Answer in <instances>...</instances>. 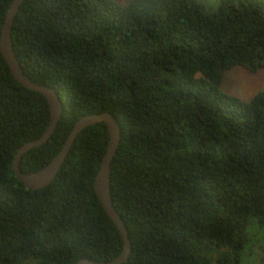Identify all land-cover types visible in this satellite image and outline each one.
Instances as JSON below:
<instances>
[{
    "label": "trees",
    "instance_id": "obj_1",
    "mask_svg": "<svg viewBox=\"0 0 264 264\" xmlns=\"http://www.w3.org/2000/svg\"><path fill=\"white\" fill-rule=\"evenodd\" d=\"M11 2L0 0V34ZM10 36L24 74L62 105L22 173L47 165L81 117L108 112L121 131L110 196L131 247L123 264H242L251 223L264 229V88L244 101L220 87L232 68H264V0H24ZM49 117L0 54V264L109 262L123 243L93 188L105 124L76 136L45 188L13 173Z\"/></svg>",
    "mask_w": 264,
    "mask_h": 264
},
{
    "label": "water",
    "instance_id": "obj_2",
    "mask_svg": "<svg viewBox=\"0 0 264 264\" xmlns=\"http://www.w3.org/2000/svg\"><path fill=\"white\" fill-rule=\"evenodd\" d=\"M23 2L24 0H12L6 12L0 34V54L4 59L11 76L17 83L28 90L41 94L46 99L49 106L50 119L48 126L41 137L25 143L17 149L12 164L13 173L17 180L27 189L39 190L45 188L53 181L61 166L63 165L76 136L86 127L97 123L105 124L109 136L108 146L105 154L102 157L99 170L94 177L93 188L105 213L120 233L123 249L117 257L109 262H99L83 258L80 259L76 264H123L129 258L131 247L127 230L120 216L115 211L110 196V164L116 154L121 137V131L118 122L112 114L108 112H102L96 115H86L81 117L73 125L61 150L47 165H45L39 171L30 174L22 173L19 169L21 157L26 152L35 147L41 146L49 140L51 135L54 133L62 113V105L55 90L48 86L37 84L31 81L24 74L17 57L15 56L11 43L10 32L14 18Z\"/></svg>",
    "mask_w": 264,
    "mask_h": 264
},
{
    "label": "rangeland",
    "instance_id": "obj_3",
    "mask_svg": "<svg viewBox=\"0 0 264 264\" xmlns=\"http://www.w3.org/2000/svg\"><path fill=\"white\" fill-rule=\"evenodd\" d=\"M124 3L125 0H116ZM264 88V68L255 73H250L244 68L235 67L225 72L221 91L241 100H249L258 91ZM249 249H244L242 264H259V259L264 257V229L251 223L248 229ZM251 257V258H250Z\"/></svg>",
    "mask_w": 264,
    "mask_h": 264
}]
</instances>
